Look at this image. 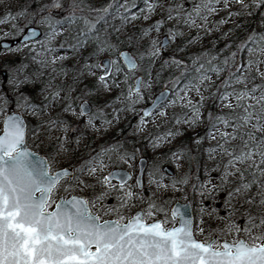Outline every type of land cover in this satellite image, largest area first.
Here are the masks:
<instances>
[{"label": "snow or ice", "instance_id": "obj_1", "mask_svg": "<svg viewBox=\"0 0 264 264\" xmlns=\"http://www.w3.org/2000/svg\"><path fill=\"white\" fill-rule=\"evenodd\" d=\"M232 4L240 8L233 11ZM221 7L227 10L228 17L243 15L240 9L253 15L264 9V0H105L98 7L85 0H43L31 11L24 7L0 14V23L10 25L0 39L21 37L15 48L7 43L3 47L14 52L24 49L25 57L38 66V74L48 75L52 81L41 103L18 94L16 110L5 111L10 101L0 93V264H264V30L252 29L226 54L232 41L219 52L206 48L188 58L177 55L183 50L177 43L158 69L154 67L157 58L177 38L186 49L200 35L213 30L209 23L214 27L223 24V17L208 19ZM21 17L28 24L43 26L42 40L34 39L35 27L28 28L25 34ZM138 20L148 23L128 31L127 26ZM260 24L264 27V11H260ZM64 25L75 27V31L66 33ZM185 26L195 29L197 36L191 32L185 36ZM122 29L126 35L121 36ZM201 29L205 31L201 33ZM154 31L158 35L153 36ZM58 36L63 39L57 42ZM121 41L132 45L133 50L123 47ZM90 44L91 50L80 57L82 63L76 65L75 75L68 81L55 82L56 76L41 71L51 68L67 75V69L58 67V62L66 59L69 50L75 55ZM58 50L64 51L55 55ZM102 52L110 55L93 59ZM20 67L15 69L17 73ZM166 67L178 71H169L164 78ZM85 73L95 79L91 87L85 85L86 92L78 91V81ZM29 79L24 77L25 81ZM161 79L163 86L149 96L146 89ZM13 83L20 84L21 80L10 74L9 84ZM210 88L213 90L208 95L222 107L218 111L209 108L207 112V135L215 143L206 151L209 159L220 154L216 165L220 182L235 187L228 190L225 201L230 213L227 222L210 228L203 240L197 238V233H204L206 208L202 201L197 223L187 193L183 202L176 198L157 199L155 193L142 198L143 160L137 164L134 182L129 183L133 173L121 165L136 159V149L129 150L115 142L75 166H54L48 156L33 150L28 136L32 134L40 140L59 126L58 131L65 135L55 137L56 151L66 152L67 133L76 131L72 121L57 112L29 126L21 114L22 109H27L40 116L44 108H52L58 101L64 113L86 118L87 124L95 128L97 118L104 124L109 121L102 108L93 110L86 96L104 93L108 103L116 105L113 112L117 119L123 110L140 115L137 131L148 125L146 118L164 117L166 108L176 104L191 112L183 113L187 116L184 122L191 126L199 122L204 90ZM192 93L199 98L194 100ZM141 102L143 106L137 108ZM171 118L180 121L175 112ZM174 135L168 129L153 136L154 147ZM196 139L199 142L204 137ZM183 151L178 148L173 158L179 159ZM148 173L149 184L155 183L161 192L187 185L194 191L211 194L219 187H207L210 181H200L199 177L197 183H192L190 172L179 176L168 173V183H164L166 173L160 162H153ZM84 189H89L90 194H85ZM69 190L70 194L65 195ZM113 194L114 204L103 203ZM233 197L248 205L242 225L237 223ZM134 200H140L142 206L126 215L124 210ZM107 213L112 214L111 218L103 219ZM213 213L218 215L219 209L213 208L209 217ZM233 233L230 240L219 239Z\"/></svg>", "mask_w": 264, "mask_h": 264}, {"label": "rangeland", "instance_id": "obj_2", "mask_svg": "<svg viewBox=\"0 0 264 264\" xmlns=\"http://www.w3.org/2000/svg\"><path fill=\"white\" fill-rule=\"evenodd\" d=\"M25 0H0V14H3L5 10H18L21 8H24L23 6ZM99 0H95V2H98ZM40 2V0H39ZM247 2V0H245ZM240 6L238 4H232L231 10L235 11L239 9ZM243 12V15H234L232 17H228L226 12L227 10H224L221 7V10L216 12L213 15H210L208 17L209 21L212 20H219L221 17L224 18V23L218 26H213L211 23H209L208 27L212 28L213 30L211 32H208L206 35H200L197 40L190 43L187 48H184V44L181 41L180 38H177V40L173 41V43L165 49L161 55L157 58V64L154 65L158 69L159 63L167 56H169L175 49L176 44L179 43L181 46L182 51L178 52L177 55L188 58L189 54L192 53H199L202 52L205 48L209 47V49H217V46L219 45H226L229 42V39L232 37L234 31L233 28L237 24L244 23L248 18H250L251 15H249V11L247 9H240ZM264 11V9H263ZM155 17H153L154 19ZM3 19V16L0 15V20ZM22 21L21 26L26 28L27 21L24 20L23 17L20 18ZM118 22V21H117ZM176 21H172V23H175ZM148 23V21L138 20L130 23L127 26L128 31L133 30V27L135 26L138 28L141 24ZM197 23H201V21H197ZM41 28V36L37 39V41H40L44 37V28L40 24H34ZM10 27L7 23H0V36L3 35V32L8 30ZM66 30V33H71L75 31V27H69L68 25L63 26ZM261 27V24H260ZM231 29V31H229ZM164 29H161V32H163ZM183 31L185 33V36L188 35L189 32H191L192 36H197V32L195 29L185 26L183 28ZM205 30L201 29V33H203ZM224 33H227V35H224ZM121 36L126 35L127 33L122 29L121 30ZM153 36L158 35L155 31L152 33ZM19 38L17 37H8L6 39H0V43L2 41H12L13 39ZM191 39V37H188ZM63 39L62 36L57 37V42L59 40ZM121 44L123 47H126L129 51H132V45H128L126 41H121ZM16 44L12 47L15 48ZM91 44L88 45L87 49L81 50L78 49L77 53L74 55L71 53V50L68 51V54L66 56V59L63 61L58 62V67L63 66L67 69V75H60L58 72H53L51 68L47 69H41L42 72L51 73L52 75L56 76V81L58 83H63L65 81L69 80V77L75 75V67L79 63H82L80 57L81 56H87L88 52L91 50ZM222 48V47H220ZM123 49V48H122ZM230 47L226 49V51H230ZM64 50H58L55 55H60L61 52ZM25 50L21 49L20 52H14V51H8L7 49H3L0 46V65L6 61L11 60L14 57H21L23 59ZM109 52H102L99 53L97 56L93 57V59H101L105 56H109ZM23 61H19L18 63H22ZM191 62L190 60L188 61ZM20 71L17 73L15 67L7 66L5 70L8 73V78L3 80L0 76V93H3L6 96L13 98V104L16 106V100L17 95L20 94L19 90L23 87V85H27L28 89L34 90L33 94V102L35 103H41L43 101V96L45 92L48 89V85L52 83L50 81V78L48 75H39L37 72V65L32 62L30 59L23 65H19ZM264 67V66H262ZM164 74H167L169 71H178L176 68H169L166 67L164 69ZM10 74L13 76H17L18 79L21 80L20 84H9V77ZM17 74V75H16ZM98 74V70H97ZM29 76L30 79L25 81L24 77ZM95 78L92 76H89L87 73L84 74V78L80 81H78L79 84V90H83L86 92L85 85L91 87V82ZM213 79H216V77H213ZM164 83L159 84L158 82L154 83L153 86L149 89H146V92L149 96L156 93ZM213 89L204 90L205 95V104L201 108V118L198 123L195 125H189L188 123H185L187 116L183 115V113H187V115H191V112L186 109L182 108L180 104H176L170 107L166 108L167 115L164 117H160L159 115L155 117H148L149 123L146 127L141 128L139 131H137V126L139 124L140 115L138 113H135L131 110H123L118 115L119 118L117 119V114L113 112V108L116 107V105L108 103V96H106L104 93H101L99 96H97L94 93L88 94L86 98L90 99L93 104V110H95V107H100L103 109L104 113L107 114L106 118L109 121L108 124H104L99 118L94 121L96 124V127L93 128L90 125L87 124L86 118L82 120L83 124H80V119L76 117V115L73 112H67L64 113L62 111V105L57 101L52 108H44L40 116L35 115L34 110H27L22 109L24 116L29 122V126L32 124H35L39 119L41 118H51L55 113L59 112L62 116L66 117L67 120L72 121L73 128L76 129V131H69L67 133L68 141L65 145V147L68 149L66 152L61 151L57 153L55 151V158L56 164L65 165L68 164L71 159H75L76 154H80L83 151V145L85 146L87 139L88 142L91 144V148L89 153L94 154L95 152L99 151L102 147H105L107 144L120 142L122 144L121 146L124 148H128L129 150L136 149V159L132 160L128 163H123L122 165L133 169L136 163L137 158L140 155H145L149 159V165L148 169L151 167L153 162H160V164L166 163V161L172 166L174 174L179 176L182 175L185 172H190L192 174V179L197 178L198 176L201 177V181L203 180H209L210 184L207 187H211L212 185H218V189L216 192L209 194L206 190L201 193L200 191H194L190 186H178L177 189H167L163 192L158 190L156 188L155 183L149 184V173L147 169V173L144 176V182L145 186L151 189V194L155 193L156 198L160 199L161 197H168V198H176L180 201H183V198L185 196V193H187V197L190 196L193 201V214L197 217V223L200 218V207H201V201L203 202V206L206 208V211L204 213V220L205 224L204 227V233L200 234L197 233L198 239H205L208 231L210 228H216L218 226H223L224 223L227 222V219L229 218V211L226 210L225 207V201L227 199L228 190L232 187H235V184L226 185L221 184L220 182V170L216 167V165L219 163V157L220 154L217 153V158L215 159H209V153L206 151V149L215 143V140L209 138L207 135L208 128H207V112L209 110V104L213 102V98L208 95L210 91ZM111 95V94H108ZM193 99H198L199 96L196 93H192ZM143 106V102L137 105V108H140ZM222 107L221 102L216 101L214 102V105L211 109L214 111L220 110ZM78 111V109H77ZM156 112H159V109L156 110ZM175 112L177 115H180V121H176L172 119V113ZM2 120V113H0V127H2L1 124ZM45 127V126H42ZM59 126H57L56 129H52L50 133L46 135H42L40 137V140H36L35 137L32 134H29L28 136V142L31 145H34L36 148L44 149L50 142H55V137L57 135L64 136L65 134L63 132L58 131ZM168 129H172L175 132V135L172 137H169L165 142L161 143L158 146L154 147V141L152 140L153 136H159L162 132H166ZM84 132V135H80V131ZM202 136L204 137L203 140L197 141L196 137ZM187 137L190 141H192V146L194 148V151H197V148H199L200 151V162L196 165V167H188L184 158V152L179 154V159L173 158V153H176L178 148H183V146L180 143L181 138ZM79 138V139H77ZM73 140V141H72ZM43 141V143L41 142ZM125 145V146H124ZM197 147V148H196ZM56 148H58V145H56ZM85 148V147H84ZM198 151V152H199ZM77 160V159H75ZM129 163H131V167H129ZM177 164H179V167H177ZM208 170V175H205V170ZM239 174H235V176L232 177L233 180L236 179V176ZM164 183H168V178L165 176ZM193 183V181H192ZM183 187V191L180 190V188ZM143 198V196H142ZM233 200L236 201L235 207L237 209L235 216L237 217V223L243 224L244 216L243 213L247 209L248 205L246 202L241 203L236 197H233ZM137 204H140V200H136ZM231 203V201H230ZM219 209V214L213 213L211 217H209V212L211 210ZM220 217H224L223 220L220 219ZM242 220V222H240ZM235 234H230L227 237L221 236L219 239H232Z\"/></svg>", "mask_w": 264, "mask_h": 264}, {"label": "trees", "instance_id": "obj_3", "mask_svg": "<svg viewBox=\"0 0 264 264\" xmlns=\"http://www.w3.org/2000/svg\"><path fill=\"white\" fill-rule=\"evenodd\" d=\"M41 2H43V0H40V2H39V0H25L23 6L27 7L28 10L31 11V10L36 9L38 4ZM85 2L88 4H91L93 7H98L102 3H104L105 0H99L98 2H95V0H85ZM260 11H263V9ZM260 11H257L255 14L251 15L250 18H248L244 23L240 22L239 24L234 26V28H233L234 33H233L232 37L229 39V41L233 42L232 44L229 45L230 49H232L235 46V43L239 42L240 39L244 38L246 36V34L248 32H250L252 29H256L257 31L264 30V27H262V26L260 27ZM26 23H27V25H32V24H28V22H26ZM220 47L224 48L225 45H222ZM220 47L218 45L217 49L215 51L219 52V50L221 49ZM207 49H209V47H207ZM226 53H227V51L225 50L224 54H226ZM19 61H23V62L18 63ZM27 61H28V58H26L25 55L23 56V59H21V57H15L14 59L6 60L5 62H3L0 65V69H5L7 66H10V67L17 66L18 67L19 65H23ZM164 72L165 71H163L162 76L164 78H167L168 73L164 74ZM158 83L159 84L164 83L163 79H161ZM19 93L23 94L25 97L30 98L31 101L33 102L34 90L28 89L27 85L24 84L23 87L19 90ZM213 105H214V102H212L208 106L210 108H212ZM8 109H11L10 103L8 105ZM80 124L81 125L83 124L82 119H80ZM79 134L84 135V132L81 130ZM180 143L183 146L182 149H184V151H183L184 152V158H185L187 166L188 167H192V166L196 167V165L201 160L199 148L196 147L197 151H194V148L191 144L192 141H190L189 138H187V137L181 138ZM198 177H199V180L201 181V177L200 176H198ZM192 181H193V183H197V179H195V178H193ZM188 199L192 200V198H190V196L188 197ZM193 204L194 203H192V205ZM240 222H242V220Z\"/></svg>", "mask_w": 264, "mask_h": 264}, {"label": "flooded vegetation", "instance_id": "obj_4", "mask_svg": "<svg viewBox=\"0 0 264 264\" xmlns=\"http://www.w3.org/2000/svg\"><path fill=\"white\" fill-rule=\"evenodd\" d=\"M14 40H16V39H13L12 41H7V42H9V43H11V46H13V45H15V44H17V42L16 43H14ZM7 42H4V43H7ZM1 43H3V42H1ZM1 43H0V46L2 47V45H1ZM4 49V48H3ZM6 49V48H5ZM15 58V57H14ZM13 58V59H14ZM5 62V61H4ZM0 76H1V78L3 79V80H5L6 78H8V73H7V71L5 70V69H0ZM8 97V99H9V101H10V105H11V110H16V106H14V104H13V98L12 97H9V96H7ZM9 109L7 108V109H5V111H8ZM21 113H22V115L24 116V114H23V112L21 111ZM24 118H25V121L29 124V122H28V120L26 119V117L24 116ZM82 120H84V119H82ZM1 124H2V120H1ZM73 141V140H72ZM29 143V142H28ZM32 148H33V150L34 151H37V152H39L41 155H44V156H48L51 160H53V162H54V166H66V165H69V164H71V165H73V166H75L77 163H79V162H81V161H83V160H86V159H88L89 158V155H90V153H89V151H90V148H91V144L88 142V139H87V142H86V144H85V146L83 145V151H82V153H78V154H76V156H75V159H77V160H75V159H71V161L68 163V164H65V165H61V164H56V161L54 160V158H55V151H56V144H55V142H50L47 146H46V148H44V149H40V148H36V147H34V145H31V144H29ZM122 145V144H121ZM125 146V145H124ZM85 147V148H84ZM140 158H145V160H146V167H145V169H144V172H143V174H142V178H141V187H142V192H141V196H143V197H150V196H152V194H151V189L150 188H148V187H146L145 186V182H144V176H145V174L147 173V169H148V165H149V159L145 156V155H140L138 158H137V160H136V163H135V166H134V168L133 169H130V168H127V167H125V166H123V165H121L122 167H124V168H126V169H128L129 171H131L132 173H133V180H130L129 181V183H133L134 182V179H135V176L137 175V164H138V160L140 159ZM162 167L164 168V170H165V173H166V177H167V174H168V171H167V169L165 168V167H170L171 169H172V171H173V168H172V166L166 161V163H164V164H162ZM173 174H174V171H173ZM114 183H115V181H113ZM135 190V189H134ZM70 191L71 190H69V192L68 193H64L65 195H68V194H70ZM84 191V193L85 194H90V190L89 189H84L83 190ZM38 194V193H37ZM164 198H168V197H164ZM116 201H115V195L113 194V195H109L108 196V198H107V200L106 201H104L103 203H107V204H109V205H111V204H114ZM142 205H141V203L140 204H137V201L136 200H134V201H132L130 204H129V206L124 210L125 211V214L126 215H131V214H133L139 207H141ZM193 206V205H192ZM53 207H54V205H53ZM99 207V205L97 204L94 208H93V210L95 211L96 210V208H98ZM111 216H112V214L111 213H107V214H104L103 215V219H110L111 218Z\"/></svg>", "mask_w": 264, "mask_h": 264}, {"label": "water", "instance_id": "obj_5", "mask_svg": "<svg viewBox=\"0 0 264 264\" xmlns=\"http://www.w3.org/2000/svg\"><path fill=\"white\" fill-rule=\"evenodd\" d=\"M30 27H35V26H30ZM30 27H28V28H30ZM28 28H26V30H25V34H27V29H28ZM35 28L37 29V32H36V34H35V36H34V39L36 40V39L39 38L41 31H40V29H39L38 27H35ZM20 39H21V37L19 38L18 42H20ZM15 42H16V41H15ZM4 44H5L4 42L1 43L2 47H3ZM7 44L11 45V43H9V42H7ZM3 48H4V47H3ZM122 50H123V49H122ZM105 57H107V56H105ZM103 58H104V57H103ZM156 110H157V109H156ZM22 116H23V115H22ZM23 118H24V117H23ZM141 160L144 161V169H145V167H146V160H145V158H140V159L138 160V163H139V161H141ZM165 168L167 169L168 173L173 174V171H172V169H171L170 167H165ZM143 172H144V171H143ZM143 172L140 173L141 178H142V174H143Z\"/></svg>", "mask_w": 264, "mask_h": 264}]
</instances>
